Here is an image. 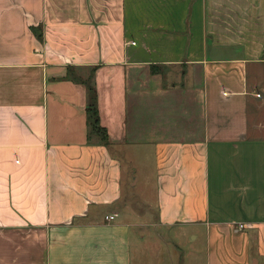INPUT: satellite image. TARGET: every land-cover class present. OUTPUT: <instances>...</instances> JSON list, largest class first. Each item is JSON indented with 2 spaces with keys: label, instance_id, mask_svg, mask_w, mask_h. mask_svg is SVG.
Instances as JSON below:
<instances>
[{
  "label": "crops",
  "instance_id": "0c3cea01",
  "mask_svg": "<svg viewBox=\"0 0 264 264\" xmlns=\"http://www.w3.org/2000/svg\"><path fill=\"white\" fill-rule=\"evenodd\" d=\"M171 251L264 264V0H0V264Z\"/></svg>",
  "mask_w": 264,
  "mask_h": 264
},
{
  "label": "rangeland",
  "instance_id": "374dc122",
  "mask_svg": "<svg viewBox=\"0 0 264 264\" xmlns=\"http://www.w3.org/2000/svg\"><path fill=\"white\" fill-rule=\"evenodd\" d=\"M88 78L87 75H85V80ZM144 177L140 180L137 174V177L133 178V183L139 179V183L135 185V192L137 196H142L145 198V193H149L150 197L152 195L151 193V185H152V177H151V170L149 169V166H146L142 160L138 162V169ZM159 245L156 247H152L150 250L157 253V259L160 261L164 260V256L166 257L165 251L161 243H158ZM157 248V249H156ZM188 250L187 242L186 246L184 247V250ZM172 250H174V247H172ZM176 253L174 251H171V260L174 261V264H180V258L179 255H175ZM156 260V258H152L148 256V253L145 255V262L146 264H152V262Z\"/></svg>",
  "mask_w": 264,
  "mask_h": 264
},
{
  "label": "trees",
  "instance_id": "16d2710c",
  "mask_svg": "<svg viewBox=\"0 0 264 264\" xmlns=\"http://www.w3.org/2000/svg\"><path fill=\"white\" fill-rule=\"evenodd\" d=\"M87 90V124L91 134L96 135L101 138L102 141H105V131L99 125V117L96 106V93L92 84L86 85Z\"/></svg>",
  "mask_w": 264,
  "mask_h": 264
},
{
  "label": "built area",
  "instance_id": "2783aa9c",
  "mask_svg": "<svg viewBox=\"0 0 264 264\" xmlns=\"http://www.w3.org/2000/svg\"><path fill=\"white\" fill-rule=\"evenodd\" d=\"M114 219V216H108L105 218L106 221H111ZM239 228H242V226H240Z\"/></svg>",
  "mask_w": 264,
  "mask_h": 264
}]
</instances>
